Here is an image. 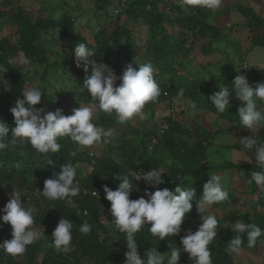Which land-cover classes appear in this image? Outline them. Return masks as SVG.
<instances>
[{
    "label": "trees",
    "instance_id": "16d2710c",
    "mask_svg": "<svg viewBox=\"0 0 264 264\" xmlns=\"http://www.w3.org/2000/svg\"><path fill=\"white\" fill-rule=\"evenodd\" d=\"M91 1L93 8L97 12L101 11L104 15L102 17L109 22L108 27L100 25L93 33V45H91L95 52L93 59L108 65L117 77L122 75L129 64L136 68L134 61L153 64L155 79L162 94L157 102L145 106L151 116H154L156 107L167 102L168 106L174 108L172 99L180 97V90L183 89V97L189 102H194L196 109L214 114L218 119L227 122L229 127L222 129L218 125L215 130H210L200 121L187 119L189 124H186L172 114L164 116L158 122L161 123L160 125L155 124L146 129H141L131 120L123 124L124 129L119 135L114 136L111 139L112 142L107 144L106 149L99 154H94L91 150L77 145L68 137L61 138L58 140L61 144L60 152L49 157L53 161L52 164H47L46 157L37 153L28 142L17 139L14 145L10 143L8 149L0 152V209L11 199L12 191H21V198L26 206L34 205L36 208L35 226L42 228L49 237L29 245L22 257H11L0 250V264H124L126 259L124 254L127 251L124 235L116 233L113 230L114 226L110 223L106 224V220L108 222L112 220L108 211L110 203L91 193L102 191L105 185L115 190L119 180L114 177H118L119 173L122 176L127 175L129 170L135 169L138 164L147 171L164 170L162 174L164 183L159 185V188L174 190L178 185L192 187L197 199L202 196L203 184L207 182L209 176H219L221 184L228 191L229 200L222 205L211 206L213 208L236 207L241 206L244 200L255 198V209L245 215L251 216V222L264 229V193L259 192L254 184L250 190L247 187V181L240 176L243 171L252 172L260 169L255 165V161L238 163L232 158L228 159L221 155L224 149L238 151L243 147L242 144L226 143L228 141L224 140L216 143L217 137L228 134L233 129H242L241 133L244 136L250 133L240 125L237 115L240 102L235 103V99H231L230 107L221 114L217 113L208 99L223 84L231 88L236 76L231 73L225 76L214 75L211 70L214 69L213 71L217 73L218 69L215 66L220 65L216 61L206 62L211 54L224 53V50L220 49V43L226 35L217 21L219 16H223L224 11L221 12L219 9L213 13L201 8L185 10L179 5L178 0H130V8L117 13L114 18L111 15L112 9L109 8L111 0ZM9 3V0L3 2V4ZM147 5L149 9L146 8ZM224 8L225 6L222 10ZM231 9L245 17L242 22L244 27L252 32L249 38L251 46L264 47V16L256 12L253 7L239 2L228 5L226 12L228 13ZM124 14L127 17L122 23L120 21ZM139 19L145 22L148 29L144 45H138L135 42L133 32L126 24L128 21L136 22ZM10 20L15 25L17 47L12 49L13 45L7 38L0 39V65L8 68L3 76L7 85L0 89V121L8 124L10 129L14 127L10 109L15 106L16 99L22 97L25 89L33 86L34 78L30 74L31 71L25 66H19L13 60L17 51L21 52L23 57L29 58L32 65L42 66L39 84L36 86L43 93L42 103L34 107H43L46 112H51L46 109V105H53L55 109H62L63 114L67 116L71 115L74 109L68 108V101L95 105L90 93L87 90H81L85 73L82 67H76V62L72 58L73 49L77 44H87V39L78 32L74 19L68 15L61 19L52 17L32 19L23 11L17 10L10 14ZM57 32L59 37H63V44L69 52L62 55L59 61L50 62L48 53L54 46L51 44V38H55ZM232 42L237 53L247 51V49L242 50L237 42ZM192 51L203 54L205 57L202 55L201 59L205 61L192 63V65L182 64L181 67L185 72L180 71L181 69L175 65L176 57L182 54L185 56L184 61ZM227 58L231 57L226 56L225 60H229ZM244 61L246 60L242 59L235 66L231 65L234 74L237 69L239 71ZM66 62H69L71 70L60 72L59 68ZM252 70L253 77L247 78L250 85L264 82V68L252 67ZM65 72L67 74H61ZM206 75L211 78L207 79ZM116 84L119 85V80ZM67 94L68 99H66ZM259 106L264 108V104ZM96 118L103 128L112 129L119 124L114 116L109 117L98 108ZM251 135H255L264 142V127ZM12 139L10 133L9 142ZM216 155L220 157L219 161ZM82 162H87L89 166L85 173L78 168ZM65 163L77 168L76 178L80 182V194L55 202L43 198L42 194L38 198L36 189L42 191L44 180L53 173H59L60 166ZM222 179H226L227 183L224 184ZM133 183L136 189L132 191L131 199L144 196L146 189L155 191L143 180H134ZM84 190L88 193H83ZM53 206L55 208L50 209ZM60 218L70 219L73 222L74 250L69 253L57 252L51 245V234ZM217 219V239L209 246L213 264H244L236 261L235 254L228 251L227 243L236 235L232 231L228 217L221 216ZM85 221L92 225V231L87 235L79 231L80 225ZM200 223L201 219L194 203L193 210L183 222L179 235L159 241L158 237L151 235L147 227L138 233L136 236L138 252L143 257L144 252L150 247H157L159 252L167 256L172 247L181 246L180 240L185 232L189 229L195 232ZM0 225H2L0 241L11 239L10 225L2 224V222ZM246 235L247 233L241 234V238L245 239L242 249H251L247 247ZM258 245L264 248V244L258 243ZM179 264H193V262L187 253L182 252Z\"/></svg>",
    "mask_w": 264,
    "mask_h": 264
},
{
    "label": "clouds",
    "instance_id": "9594fccd",
    "mask_svg": "<svg viewBox=\"0 0 264 264\" xmlns=\"http://www.w3.org/2000/svg\"><path fill=\"white\" fill-rule=\"evenodd\" d=\"M178 2L185 10L201 8L214 13L222 7L224 0H178ZM119 10L117 8L116 13ZM73 55L76 67L82 66L85 73L81 90L90 93L99 111L109 117L114 116L121 125L133 119L145 121L149 118L144 111L145 106L157 102L162 94L151 62L134 61L136 68L129 64L122 75L117 77L108 65L93 59L95 52L85 43L77 44L73 49ZM19 62L29 71L35 67L27 57L19 58ZM7 69L0 65L2 76L0 83L5 85L7 84L3 74ZM42 95L38 87L32 86L25 89L22 97L16 99L15 106L10 109L14 127L10 129L8 124L0 121V152L8 149L10 143L14 145L19 139L21 142H28L37 153L46 157L47 164H52L53 161L49 157L60 152L61 144L58 140L61 138L68 137L81 147L102 146L112 142L113 131H105L103 126L97 124L94 107L79 105L67 116L63 114L62 109L46 112L43 107H34L42 103ZM183 95L184 91L181 89L179 96L183 98ZM233 98L240 102L237 115L241 128L255 132L264 127V108L259 106L264 104V82L250 85L245 75L237 74L231 88L223 84L208 97L217 113L221 114L230 107ZM189 107L193 110L197 108L194 102H189ZM10 133L13 139L9 142ZM239 141L245 152L255 150V165L260 170L252 171L248 182L254 184L259 192L264 193V142L255 135L243 136ZM245 161L251 163V158L248 156ZM139 168L142 171H136ZM162 174L163 169L147 171L138 164L135 169H130L127 175L122 176L119 173L118 177H114L119 180L115 190L105 185L102 191L91 193L110 203L108 211L112 220L111 222L106 220V224L110 223L116 233L124 235L127 248L124 264H179L182 252L188 254L193 264H213L209 246L217 239L218 219L215 214L205 213L211 205H222L227 202L228 191L221 184L219 176L211 175L203 184L202 196L197 199L192 187L178 185L174 190L159 188L158 186L164 183ZM76 177L75 166L66 163L61 165L59 173H53L44 180L42 191L36 189L38 198L42 194L43 198L55 202L76 197L81 192L80 182ZM134 180H143L155 191L146 189L144 196L131 199V193L136 189ZM83 193L88 192L84 190ZM21 196V191H12L11 199L0 209L2 213L0 222L11 227V239L4 242L1 239L0 250L11 257H22L29 245L41 239H48L44 235V230L35 227V206H26ZM194 203L201 219L198 229L195 232L187 230L181 237V246L172 247L169 255L159 252L157 247H150L141 258L137 234L147 227L151 235L158 237L159 241L179 235L183 222L193 210ZM54 208L53 206L50 209ZM231 228L236 233L227 243L228 251L232 254H240L242 251L245 241L241 238L242 233H247L248 248H254L258 243L264 244V229L253 222L246 224L236 220ZM72 229L73 222L70 219H59L51 234V245L57 252L69 253L74 250ZM79 231L87 235L92 231V225L85 221L80 225Z\"/></svg>",
    "mask_w": 264,
    "mask_h": 264
},
{
    "label": "rangeland",
    "instance_id": "374dc122",
    "mask_svg": "<svg viewBox=\"0 0 264 264\" xmlns=\"http://www.w3.org/2000/svg\"><path fill=\"white\" fill-rule=\"evenodd\" d=\"M8 1V0H6ZM4 0H0V39L7 38L13 46L12 49L17 47L16 40H17V33L15 32V25L10 20V14L15 13L17 10L23 11L26 15H28L30 18L35 19L37 17H49L54 19H61L63 16H70L74 19L77 30L80 32L86 39L87 44L91 49V45H93V33L96 31L100 25L107 26L109 25V22H107L101 11H96L93 8L92 1L91 0H9V4H3ZM130 0H111V3L109 4V8H111V15L115 17L116 9L119 8V12H122L124 9L130 8L129 6ZM241 3L245 6H251L254 8V10L264 16V0H224V3L222 7L220 8V11L223 12V16H219L217 19L218 24L223 28L225 33V38L223 39V42L220 43V49L224 50L220 53L211 54V56L207 57V63L210 62H218L220 65L219 67H216L218 69V72L215 73L213 70L212 74H221V75H229L230 73L232 75H237L238 72H242L241 67L236 70L235 74L233 70H231V65L235 66L236 63H239L240 60H246L251 67L254 69H261L264 68V47L263 46H251V43L249 41V38L252 35V32L248 30V28L244 27V24L242 21L245 20V17L242 15H239L237 11L234 9H231L230 11H227L228 5L235 4V3ZM228 4V5H227ZM225 6L224 10L223 7ZM134 8V7H133ZM147 8V7H146ZM118 12V13H119ZM90 17V19H88ZM127 15L124 14L122 16V20L120 22H124ZM217 18V17H216ZM90 20V21H89ZM128 28H130L133 32V37L135 39V42L138 45H144V42L147 39L148 29L145 25V22L142 19H139L136 22L128 21L127 23ZM169 29V28H168ZM170 30V29H169ZM56 31V30H55ZM56 33L55 38H51V44H53V50L48 53V59L50 62L60 60L62 55L67 54L68 48L65 47L64 39L63 37H59ZM232 41L237 42L240 45V48L242 50L247 49L245 53L242 52H236L235 46ZM251 46V47H250ZM222 53V54H221ZM203 54H200L199 51H192L187 59H184V55L179 54L176 57V67L181 69L180 71L185 72L184 68H182V64L185 65H192V63H199L204 62L205 59H201V56ZM14 56V55H13ZM226 56L231 57L227 58L229 60H225ZM238 56V57H237ZM23 55L21 52L17 51L14 57V61L19 66H23L19 62V58H22ZM203 57H205L203 55ZM72 58L75 60L74 55ZM194 59V61H193ZM221 60V61H220ZM238 65V64H237ZM232 66V67H233ZM82 67V66H81ZM186 67V66H185ZM190 67V66H189ZM194 68V66H191ZM24 68V67H23ZM71 70L69 62H66L62 67L59 68L60 72H63V70ZM226 69V70H225ZM42 71L41 65H36L33 70H31L30 74L32 78H34V81L32 82L33 86H37L39 84V74ZM62 75L67 74L61 73ZM90 74V70H89ZM220 75V76H221ZM242 75V74H241ZM4 76V74H3ZM192 76V75H191ZM208 78L209 76L206 75ZM194 77V76H193ZM2 76H0V79ZM211 78V77H209ZM248 83L250 84V81L248 80ZM5 88L4 83H0V89ZM70 89V88H69ZM68 89V90H69ZM66 99H68V94L66 95ZM235 99V98H234ZM235 103H238V100H234ZM172 103L174 108H171L169 103L167 102L164 105H159L155 108V114L154 116H151V114L147 111L146 107L144 111L148 114L149 118L145 121H140L138 119H133L132 122L139 125L141 129H146L148 127H151L152 125H160L161 123H158L163 119L164 116H167L168 114H172L175 118H179L183 123L189 124L190 119H195L196 121H200L207 129L215 130L216 127L219 125L222 129H228L229 124L227 122H224L217 118L214 114H211L207 112L206 110H200L196 109L193 110L189 107V101L187 98L183 97H176L172 99ZM68 108H78L80 106H92L95 108V115L97 107L96 105H85V104H79L75 101H68ZM46 109L48 111L54 112L56 109L53 105H46ZM195 112V114H193ZM98 124V122H97ZM99 125V124H98ZM105 131L112 130L113 136L119 135V133L124 129L123 125H117L115 128L108 129L104 128ZM242 129H233L228 134L220 135L219 138L217 137L216 143H219V141L224 140L228 141L226 143H240L239 139L242 138L244 135L241 133ZM247 131V130H245ZM254 132H251L248 135H251ZM111 138V139H112ZM241 144V143H240ZM106 145L102 146H90V147H83L85 149L91 150L94 154H99L103 152V150L106 149ZM254 149L252 151H244L243 147L237 151L235 150H227L224 149L221 152V155L224 157H227L228 159L232 158L235 162L238 163H248V161H245L248 159V156L251 158V162L255 161L254 157ZM217 156V159L219 161V156ZM80 170L85 173L88 170V163L82 162L78 165ZM251 172L243 171L240 176H242V179L246 180L248 183V188L251 190L253 187V184H250L248 182V179L251 178L250 176ZM236 177H239L236 175ZM222 182L224 184L227 183L226 179H222ZM105 196V193L103 194ZM256 207V199H247L244 200V203L241 206H221L219 208H213L212 206L209 207V209L206 211L205 215L207 214H215L216 217L225 216L228 217L230 221V226L235 223L236 220H241L246 224L251 223V216H246V214H250L253 209ZM200 219V214H199ZM36 227V226H35ZM38 229L43 230L40 227H36ZM44 235L46 237L47 234ZM143 258V257H141ZM235 260L241 261L244 264H264V248L260 245L251 248V249H242L240 254H235ZM38 260L36 261V263Z\"/></svg>",
    "mask_w": 264,
    "mask_h": 264
},
{
    "label": "built area",
    "instance_id": "2783aa9c",
    "mask_svg": "<svg viewBox=\"0 0 264 264\" xmlns=\"http://www.w3.org/2000/svg\"><path fill=\"white\" fill-rule=\"evenodd\" d=\"M147 8L149 9V5H147ZM248 67V68H246ZM241 70H242V75H245L246 78H251L253 77V70L250 64L247 61H244L241 65ZM136 171H142L140 168L137 169Z\"/></svg>",
    "mask_w": 264,
    "mask_h": 264
}]
</instances>
